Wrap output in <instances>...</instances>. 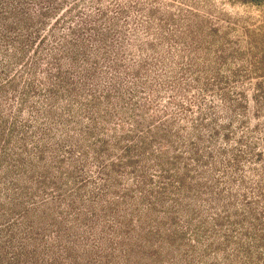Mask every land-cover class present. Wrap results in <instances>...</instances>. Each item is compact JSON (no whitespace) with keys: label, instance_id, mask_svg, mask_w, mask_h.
<instances>
[{"label":"rangeland","instance_id":"obj_1","mask_svg":"<svg viewBox=\"0 0 264 264\" xmlns=\"http://www.w3.org/2000/svg\"><path fill=\"white\" fill-rule=\"evenodd\" d=\"M0 264H264V0H0Z\"/></svg>","mask_w":264,"mask_h":264}]
</instances>
